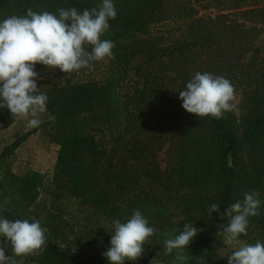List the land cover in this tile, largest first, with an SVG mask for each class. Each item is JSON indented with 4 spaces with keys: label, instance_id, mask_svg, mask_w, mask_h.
Returning <instances> with one entry per match:
<instances>
[{
    "label": "trees",
    "instance_id": "obj_1",
    "mask_svg": "<svg viewBox=\"0 0 264 264\" xmlns=\"http://www.w3.org/2000/svg\"><path fill=\"white\" fill-rule=\"evenodd\" d=\"M98 3L0 0V19L27 9L83 11ZM114 3L117 16L101 37L115 43L114 58L108 59L111 79L69 80L41 89L48 95V116L56 117L43 124L58 146L53 173L50 178L36 173L19 178L6 162L34 131L5 147L0 154V215L38 220L35 211L43 196L46 245L42 252L24 256L22 264H108L102 255L108 247L85 250L78 242L84 234L68 233L57 209L70 199L112 217L131 216L137 209L145 215L156 232L143 254L125 264H172L175 250L166 254L164 241L184 223L199 229L185 249L188 264H227L233 251H225L216 230L227 225V217L211 213L210 205L219 204L223 213L254 190L264 200V48L257 45L264 37V0ZM201 11L216 13L203 16ZM166 22L170 27L159 29ZM41 70L51 68L37 64L36 71ZM196 72L228 78L239 96L237 108L220 119L183 109L178 92ZM17 118L0 109L4 126ZM165 145L162 171L155 156ZM238 239L241 246L264 242V204L249 217L247 235ZM0 243L6 255H13L8 242Z\"/></svg>",
    "mask_w": 264,
    "mask_h": 264
},
{
    "label": "clouds",
    "instance_id": "obj_2",
    "mask_svg": "<svg viewBox=\"0 0 264 264\" xmlns=\"http://www.w3.org/2000/svg\"><path fill=\"white\" fill-rule=\"evenodd\" d=\"M116 16L114 0H99L97 7L83 11L75 7L61 8L56 13L27 9L22 15L0 19V109L25 118L29 128L40 126L48 95L37 85L36 65L75 74L82 68L91 69L94 62L114 58V41L101 37ZM178 93L182 108L198 117L220 119L237 108L234 85L222 75L196 72ZM48 119L54 122L56 117L49 114ZM242 195L223 213L219 204L210 205L211 213L227 217L223 231L230 240L247 235L249 217L258 215L264 204L258 191ZM111 223L109 247L102 254L108 264L137 260L156 232L138 209L124 222L113 219ZM198 232L194 224L184 223L178 234H169L164 246L166 254L175 250L172 264H188L185 249ZM4 241L11 245L13 255H6L0 243V264H22L24 256L44 250L46 229L39 220H9L0 215V242ZM227 264H264V242L243 244L227 257Z\"/></svg>",
    "mask_w": 264,
    "mask_h": 264
},
{
    "label": "rangeland",
    "instance_id": "obj_3",
    "mask_svg": "<svg viewBox=\"0 0 264 264\" xmlns=\"http://www.w3.org/2000/svg\"><path fill=\"white\" fill-rule=\"evenodd\" d=\"M215 11H201L199 15L215 14ZM170 27L168 22L161 23L159 29L166 30ZM257 45H262L264 48V37H261L257 41ZM39 77L37 79L38 87L51 86L57 82L75 81H105L110 80L112 76V67L108 63V59L103 61L94 62L91 69L82 68L78 73L66 74L61 72L58 68L48 71H37ZM134 80L132 81V83ZM239 102V96H236V103ZM48 113L40 114V119L43 123L35 128H29L26 124V120L23 117H18L14 123L9 126H4L0 122V154L2 150L9 146L12 142L18 139L23 134L34 131L33 134L20 145L7 159L11 172L19 177H25L33 173L39 175H45L50 178L58 151V146L52 143L49 139L48 133L43 129V124L47 121ZM166 145L161 151H158L155 156L160 170L164 171L166 168ZM137 171V169L131 170ZM145 186L147 189L148 187ZM143 188L144 192L148 190ZM158 189H154L153 192H157ZM149 193H152L149 192ZM39 209L35 213H40L39 221L43 224V196H40ZM47 201V200H45ZM40 211V212H39ZM34 212V211H33ZM58 214L62 218L63 222L67 225V231L70 234L82 233L84 237L79 238V246H82L85 250H89V247L93 245H102L103 247H109V242L112 232V220L120 219L124 222L130 217V213H122L119 218L104 215L100 212H96L91 207L82 204L77 199L65 200L58 205ZM126 213V214H125ZM125 214V215H124ZM124 215V216H123ZM216 230L222 234L223 242L225 244V251H234L239 248L240 240H230L223 231L222 226H216ZM81 244V245H80ZM35 264V263H27ZM156 264V263H155ZM158 264V263H157Z\"/></svg>",
    "mask_w": 264,
    "mask_h": 264
}]
</instances>
